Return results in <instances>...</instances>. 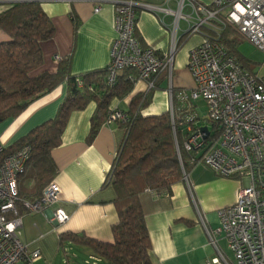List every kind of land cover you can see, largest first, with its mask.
<instances>
[{
	"label": "crops",
	"instance_id": "obj_1",
	"mask_svg": "<svg viewBox=\"0 0 264 264\" xmlns=\"http://www.w3.org/2000/svg\"><path fill=\"white\" fill-rule=\"evenodd\" d=\"M16 1L0 0V13ZM156 2L176 8L175 0H140ZM210 4L212 0H199ZM174 5H171V4ZM41 8L55 25V35L42 42L44 63L37 73H55L59 58L71 56V71L82 75L107 68L111 60V46L116 37L115 7L113 0H41ZM100 10L95 12V7ZM183 22V23H182ZM174 17L165 16L136 7L135 35L144 47L164 55L169 52L175 31ZM187 23L179 22L176 32L177 50L172 63L174 92L194 86L188 69L190 50L202 41L201 34L187 35ZM9 36L0 28V42ZM255 69V65H254ZM257 71V70H255ZM264 74V71H257ZM133 90L123 98H115L112 108L129 113L135 96L149 91L147 82L136 78ZM170 71H163L157 78L151 103L142 109L144 115H157L169 110ZM68 93L65 80L51 92L32 102L15 118L0 123V142L9 147L32 129L57 116ZM98 102L73 111L62 135L61 145L52 151L58 172L54 181L59 185V199L49 208L28 212L23 207L21 240L29 254L38 255L16 264H57L61 254L60 234L73 232L86 234L99 241L113 242L112 226L118 221L114 203L116 190L112 182L105 185L126 135L125 125L103 122L93 141H88L91 119ZM198 101L192 110L198 112ZM178 124L186 132L183 113L175 103ZM245 181L218 175L212 168L199 163L189 173V182L175 184L171 191H146L141 203L151 238V256L154 264H207L215 253L209 242L204 223L211 230L220 225L219 211L236 202L237 194ZM61 208L70 218L64 224L51 220L53 212ZM224 251L231 255L223 234H218ZM69 245H76L69 243ZM78 246V245H77ZM80 246V245H79ZM92 255V250L80 246Z\"/></svg>",
	"mask_w": 264,
	"mask_h": 264
},
{
	"label": "built area",
	"instance_id": "obj_2",
	"mask_svg": "<svg viewBox=\"0 0 264 264\" xmlns=\"http://www.w3.org/2000/svg\"><path fill=\"white\" fill-rule=\"evenodd\" d=\"M113 1L117 4L116 37L107 66V84L115 86L120 74L132 69L136 78L146 81L150 89L155 85V78L169 70V110L175 123L174 101H177L187 132L185 150L197 151L201 155L200 162L218 175L245 181L236 202L219 211L220 227L211 230L204 223L215 251L207 264H264V81L260 74L250 72L223 40L225 29L231 28L264 52V0H212L210 4L199 0H175L176 8L140 0ZM138 5L174 17L171 48L164 55L142 46L136 37ZM99 10L100 5L95 7V12ZM181 20L187 23L186 32L201 34L202 41L189 52L187 66L194 86L174 92L172 63ZM78 84L82 86V81L78 80ZM199 99L205 100L207 105L204 120L192 110L193 103ZM130 120L128 112L113 108L106 122L126 126ZM4 149L0 142V264H16L38 255V252L29 254L21 240L23 222L19 203L28 212L43 211L58 201L60 188L53 181L40 198L21 200L19 176L25 170L31 148L26 145L1 157ZM177 150L180 155L178 145ZM184 180L189 182L185 172ZM69 218L65 210L57 208L51 220L64 224ZM218 234H223L231 255L221 247ZM91 259L92 264L101 261L96 256Z\"/></svg>",
	"mask_w": 264,
	"mask_h": 264
},
{
	"label": "trees",
	"instance_id": "obj_3",
	"mask_svg": "<svg viewBox=\"0 0 264 264\" xmlns=\"http://www.w3.org/2000/svg\"><path fill=\"white\" fill-rule=\"evenodd\" d=\"M40 3L41 0L16 1L0 13V28L9 36L8 40L0 42V123L17 117L32 102L63 81L68 82V93L57 116L5 147L1 155L8 156L26 145L31 148L25 170L19 176V193L23 201L40 198L54 181L58 168L52 151L61 145L70 114L92 101L98 102L88 135V141H93L113 109L112 100L132 92L130 75L136 74L132 69H125L118 83L110 87L106 82L107 68L75 75L71 71V56L59 59L55 73H37L44 63L41 44L55 35V25ZM239 37L240 34L231 28L223 33V40L231 52L250 72L257 74L255 64L238 50ZM260 75L264 81V74ZM158 76L153 88L134 97L124 141L105 181V185L112 182L117 194L114 203L118 221L112 226L113 242L68 231L60 234L61 249L71 242L86 246L93 256L101 259L98 264H154L141 195L146 191H171L175 184L184 181V172L189 175L201 161L197 151L185 150L187 132L178 124L176 113L175 123L170 110L157 115L141 113L151 103L152 93L158 87ZM78 80L82 81V86Z\"/></svg>",
	"mask_w": 264,
	"mask_h": 264
},
{
	"label": "rangeland",
	"instance_id": "obj_4",
	"mask_svg": "<svg viewBox=\"0 0 264 264\" xmlns=\"http://www.w3.org/2000/svg\"><path fill=\"white\" fill-rule=\"evenodd\" d=\"M171 5L174 4L172 3ZM239 41L240 42L238 43L237 47L240 53L246 58L250 59L253 62L252 64H255V69L257 71H264V52L257 45L246 39L239 37ZM197 101L199 103V117L200 119L204 120L207 110L206 101L203 99H199ZM176 111L177 110L175 107V113L177 114ZM209 127L211 129L213 128L211 123H209ZM89 256L90 254L88 251L79 245H67L65 249H61V254L57 259V264H88L86 261H89V263L92 264L93 261Z\"/></svg>",
	"mask_w": 264,
	"mask_h": 264
},
{
	"label": "water",
	"instance_id": "obj_5",
	"mask_svg": "<svg viewBox=\"0 0 264 264\" xmlns=\"http://www.w3.org/2000/svg\"><path fill=\"white\" fill-rule=\"evenodd\" d=\"M203 130L206 131V132L208 131V130H207V127H203Z\"/></svg>",
	"mask_w": 264,
	"mask_h": 264
}]
</instances>
